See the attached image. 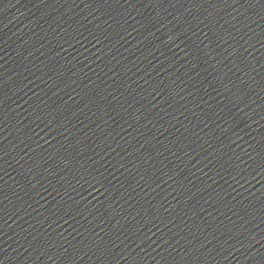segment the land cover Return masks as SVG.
Wrapping results in <instances>:
<instances>
[{
	"label": "water",
	"instance_id": "95a60500",
	"mask_svg": "<svg viewBox=\"0 0 264 264\" xmlns=\"http://www.w3.org/2000/svg\"><path fill=\"white\" fill-rule=\"evenodd\" d=\"M236 0H0V264H34L161 78Z\"/></svg>",
	"mask_w": 264,
	"mask_h": 264
}]
</instances>
